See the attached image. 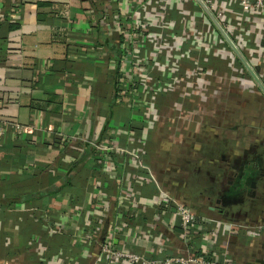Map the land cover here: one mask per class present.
<instances>
[{"label": "crops", "instance_id": "obj_1", "mask_svg": "<svg viewBox=\"0 0 264 264\" xmlns=\"http://www.w3.org/2000/svg\"><path fill=\"white\" fill-rule=\"evenodd\" d=\"M136 1L150 18L144 30L159 35L162 24L155 26L148 0ZM164 1L163 25H173L176 33L183 18L190 28L213 30L196 2ZM116 6L114 0H0V121L25 127L20 135L8 131L6 146L0 147V264H110L100 256L105 241L147 258L162 259L190 248L214 254L224 264H264V181L249 195L246 185L238 186L241 178H230L264 135L254 140L248 136L253 126L232 120L222 126L212 117L215 126L191 134L188 148L175 152L190 133L168 130L166 109L178 96L154 98L140 84L133 92L120 86V80L128 82L124 74L115 76L123 54L118 44L122 38L114 33L121 14ZM212 7L232 27L231 39L264 84V8L247 13L232 0H216ZM133 21L132 15L128 32ZM17 22L18 27L10 28ZM169 42L192 51L189 40ZM134 47L136 63L130 70L136 72L137 65L147 68L149 50ZM210 50L209 60L217 69L214 83L228 102L238 99L222 88L242 86L264 97L246 71L244 83L230 79L232 67L239 69L231 50ZM161 55L167 57L166 50ZM147 59L150 63L151 57ZM145 106L160 114L151 118ZM196 130L193 124L191 131ZM98 146L112 151L104 153ZM140 149L144 166L134 164L128 154ZM58 161L77 167L58 169L54 182L49 172ZM209 179L212 188L206 190ZM158 186L215 220L206 226L210 234L203 228L191 246L184 244L178 220L153 200ZM125 188L140 204L131 214L121 208ZM58 223L64 225L61 233L53 230Z\"/></svg>", "mask_w": 264, "mask_h": 264}, {"label": "built area", "instance_id": "obj_2", "mask_svg": "<svg viewBox=\"0 0 264 264\" xmlns=\"http://www.w3.org/2000/svg\"><path fill=\"white\" fill-rule=\"evenodd\" d=\"M114 1L117 2V6H116L117 11L119 9L121 13L120 16L118 15L119 18L118 16L116 18L115 22L117 23V27L114 28V33L116 34V37L118 36L120 39L122 38V41L119 42L118 44H119V48L122 49L123 51V54L117 64L116 69L119 73V76L124 74L128 80V82L125 84L120 82L121 80L119 81L120 86L124 85L125 89H130V90L133 89L134 92L136 90V86L140 84L145 88V92L150 94L149 89L146 85V81H148V79L152 80L151 77L155 76L156 69L154 67L157 65L158 57L160 56L159 58L163 59L161 54L163 53L164 50H166V52L169 50V52L171 53L172 50L179 51L180 49L179 46H177V48L176 47L174 48L172 44L170 46L169 39H174L176 41L189 40L192 51H199V53L201 52L205 53L206 50H210V49H211L210 51L215 52V50L219 48H221L222 51L231 50L230 47L224 41V39L221 37L219 32L216 30V28H211L213 30H206V31H203L202 29H199L197 27L190 28L185 25V22L187 21L185 18H183V22H184L183 27L179 33L175 32V29H173V25L171 24L167 25L169 28L163 25L165 24L164 19L166 16L165 6H164L166 4V1L164 0H148V3L151 8V13L153 14V17L156 21L155 26L158 23L162 24V26L158 28L159 31H161L159 35L156 34L155 32L146 31L149 24L148 21H150V18L147 17V13L144 12L143 9L141 8V2H137L136 0H123L122 2H119V6H118V0H114ZM143 1H147V0H143ZM185 1L197 3L196 0H185ZM202 1L212 12L213 9L212 6L216 0H202ZM232 1L237 2L241 7V9L247 13L259 12L264 8V0H232ZM132 15L134 16L133 26L131 32H128V29L126 28L127 26L126 24L128 19ZM213 15L221 24L222 28L226 31V33L229 35L230 30H232V27L228 25L227 21H221L219 14L216 15L213 13ZM119 22L121 23L124 22L125 25L122 24L119 25ZM166 28L169 29V31L165 36L164 30H166ZM156 31L158 32V30ZM234 44L238 48V45L235 42ZM134 46L139 47L140 51L141 48L142 51H145L146 49L149 50V52H147L146 55L147 68L146 69L139 68V66L137 65L136 72L130 70L135 66L136 63V61L133 60V52L136 48ZM71 53L74 54V57L78 55L75 52V50H73ZM147 56L151 57L150 63L148 62ZM231 58L233 64L239 69L235 67L234 69H232L233 71L232 74L234 76L231 74L230 79H233V82L244 83L246 80H244V78H239L243 74V70L240 69L243 68L237 62L236 60L237 57L233 52ZM183 60L184 59H181L179 60V62ZM168 66H169L168 63H166L165 69H168ZM170 66L173 67V65ZM131 85L134 86V88H132ZM240 87L243 90L246 89L245 87L242 86ZM153 88H154V93H156L155 90L156 87ZM170 89L171 86L169 84H166V88L162 89L160 92L162 94L165 93L170 94L171 93ZM144 95L145 94L143 92L140 98H144L145 97ZM133 103L134 105H138V106L144 105L142 103L139 104L138 102H133ZM145 112L146 115L148 113V115H150L151 118H155L157 114V111L154 109V106H145ZM141 113L142 115L144 114L143 112ZM11 130L13 131V133L20 135L25 132V127L15 122L0 121V141L5 137L7 132ZM141 141L142 139H140V142ZM98 148L103 150L104 153H108V151H112V147L110 146L109 147L98 146ZM115 149L120 151V147ZM142 152L143 151H141L140 149V150H134L132 153H128L132 157L134 164L144 166V164L141 161ZM151 178L154 180V176ZM120 195H121L120 197L121 208L125 210V212H129L131 214L132 208L140 207V204L138 203L136 197L134 196V192L131 189L128 188L122 189ZM153 200H155V203L158 206L159 210H162L164 213L169 214L171 218L178 220V226L180 229L179 236L184 244L191 243L196 238L197 234L203 230V228H205L204 233L209 235L210 234V232H208L209 228L206 226L216 223L215 220L201 216L198 214V212L191 209L186 204L177 201L173 193L166 192L161 186H158L157 192L154 195ZM171 207H173V210L170 209ZM63 228L64 225L62 223H58L57 225L53 226V230L55 231V233H61V230ZM100 256L102 257L104 256L103 258L105 259L108 258L110 264H121V263L123 264H224L221 260L214 257V254L213 257L211 256L212 258H208L207 256H210L209 254L203 255V254L193 253L190 251V248L185 249V252L182 250L181 252L172 253L171 255L165 256L162 259L147 258L143 256L142 253L134 250L131 251L118 250L113 241L103 242V244L100 246Z\"/></svg>", "mask_w": 264, "mask_h": 264}, {"label": "rangeland", "instance_id": "obj_3", "mask_svg": "<svg viewBox=\"0 0 264 264\" xmlns=\"http://www.w3.org/2000/svg\"><path fill=\"white\" fill-rule=\"evenodd\" d=\"M160 32L158 31V33ZM159 57L157 65L154 67L156 69L155 76L153 77L155 81L148 79L146 85L151 96L154 98H162L165 95L168 98L171 96L175 100L174 95L178 96V102H173L166 109L168 111L166 117L169 123V132H175V129L190 130V133H186L185 137L183 136V148L176 149L174 150L175 152L177 150L184 151V147L188 148L192 143L190 140L192 139L191 134H199L200 130L208 127L209 124H212L210 125L211 127L215 126L216 123L225 126L227 122L232 120L253 126L249 127L251 135L248 134V136L254 137V140L264 135V97H261L260 94L256 96L257 94L251 93L247 88L243 90L240 86L242 90L238 87L222 88L223 91L228 90L226 93L234 94L236 99L240 100L228 102V96L221 95L219 87L214 83L216 82L214 75L217 69L213 68V64L209 60V50H206L204 54L199 53V51L189 52L182 49H179V51L172 50L170 53L168 50L167 57L164 59H160ZM181 59L188 60V64L185 65L179 62ZM236 60L241 65L240 61ZM201 61H204V63ZM166 63L169 65L168 69H165ZM170 65H173V67ZM241 67L243 68L242 65ZM232 68L234 69V67ZM240 70L246 71L244 68ZM166 84L171 86L170 94H162L160 92L166 88ZM153 87H156V93H154ZM220 96L224 101L220 99ZM246 98H248V102L244 101ZM253 112L256 113L254 117H251L249 114ZM157 113L160 114L158 111ZM218 114H221L222 118ZM244 115L246 116L243 117ZM212 117L215 118L216 123H211ZM193 124L194 128L197 129L196 131H191ZM162 141H165V139L163 138ZM193 147L190 146L191 149Z\"/></svg>", "mask_w": 264, "mask_h": 264}, {"label": "flooded vegetation", "instance_id": "obj_4", "mask_svg": "<svg viewBox=\"0 0 264 264\" xmlns=\"http://www.w3.org/2000/svg\"><path fill=\"white\" fill-rule=\"evenodd\" d=\"M244 101L248 102V98H246ZM239 164L238 168H236L237 171L235 172V174L233 173L230 178H241L242 183L238 181V186L241 187L243 185H246V191H248V194L251 195L256 188L258 189V184L260 187V184H263L262 180L264 181V139L261 140V142L257 146L251 149L246 162H241ZM255 180H257V182L253 186L252 182H254ZM211 184L212 182L210 181V179L207 180L204 189L211 190Z\"/></svg>", "mask_w": 264, "mask_h": 264}, {"label": "water", "instance_id": "obj_5", "mask_svg": "<svg viewBox=\"0 0 264 264\" xmlns=\"http://www.w3.org/2000/svg\"><path fill=\"white\" fill-rule=\"evenodd\" d=\"M196 1L200 5V7L202 8V10L205 12V14L208 16V18L211 20V22L213 23L214 27L219 32V34L221 35V37L224 39V41L226 42V44L230 47V49L232 50V52L235 54V56L237 57V59L240 61V63L243 66V68L246 70V72L250 75V77L252 78V80L255 82V84L258 87V89L264 95V84L262 83V81L258 77V75L256 73V68H252V66L250 65V63L244 58V56L241 54L240 50L236 47V45L234 44V42L231 40V38L229 37V35L222 28L221 24L215 18V16L213 15V13L209 10V8L204 4V2L202 0H196ZM256 182H257V180H255L254 182H252L253 186L256 184Z\"/></svg>", "mask_w": 264, "mask_h": 264}, {"label": "trees", "instance_id": "obj_6", "mask_svg": "<svg viewBox=\"0 0 264 264\" xmlns=\"http://www.w3.org/2000/svg\"><path fill=\"white\" fill-rule=\"evenodd\" d=\"M39 20L41 21L42 20V18H40L39 17ZM18 22L17 23H14V24H10V28H16V27H18ZM99 43H94V45H98ZM117 75H118V71H117V69H116V71H115V76L117 77ZM5 142V139L3 138L1 141H0V147H5L6 146V144L4 143ZM76 164H73V165H66V164H63V163H61L60 161H58L57 162V164H56V166L52 169V170H50V172H49V174H50V179H53L54 180V182H56V180H58V177L59 176H57L58 175V169H60V170H66L67 172H70L71 170H74V169H76ZM60 174V173H59ZM54 240L55 241H57V238H55V239H52L51 240V243L52 244H56V242H54ZM194 241V240H193ZM192 241V242H193ZM192 242L190 243V246L192 245ZM208 258H212L211 256H207Z\"/></svg>", "mask_w": 264, "mask_h": 264}]
</instances>
